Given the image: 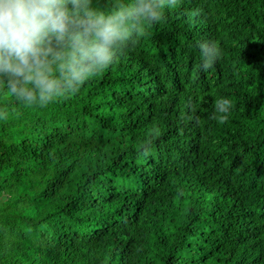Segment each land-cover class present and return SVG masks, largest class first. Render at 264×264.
I'll list each match as a JSON object with an SVG mask.
<instances>
[{
	"label": "trees",
	"instance_id": "obj_1",
	"mask_svg": "<svg viewBox=\"0 0 264 264\" xmlns=\"http://www.w3.org/2000/svg\"><path fill=\"white\" fill-rule=\"evenodd\" d=\"M159 3L75 92H0V264H264V0Z\"/></svg>",
	"mask_w": 264,
	"mask_h": 264
},
{
	"label": "clouds",
	"instance_id": "obj_2",
	"mask_svg": "<svg viewBox=\"0 0 264 264\" xmlns=\"http://www.w3.org/2000/svg\"><path fill=\"white\" fill-rule=\"evenodd\" d=\"M161 14L159 0L110 7L97 0H0V92L41 106L73 93ZM200 49L208 64L220 54L214 43L201 42ZM228 105L218 101V112L227 113Z\"/></svg>",
	"mask_w": 264,
	"mask_h": 264
},
{
	"label": "snow or ice",
	"instance_id": "obj_3",
	"mask_svg": "<svg viewBox=\"0 0 264 264\" xmlns=\"http://www.w3.org/2000/svg\"><path fill=\"white\" fill-rule=\"evenodd\" d=\"M261 64L264 65V60H261Z\"/></svg>",
	"mask_w": 264,
	"mask_h": 264
}]
</instances>
